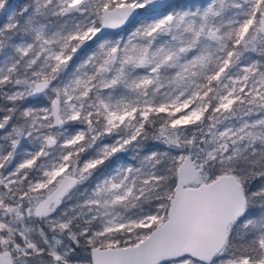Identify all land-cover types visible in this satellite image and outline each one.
I'll list each match as a JSON object with an SVG mask.
<instances>
[{"label":"snow or ice","instance_id":"1","mask_svg":"<svg viewBox=\"0 0 264 264\" xmlns=\"http://www.w3.org/2000/svg\"><path fill=\"white\" fill-rule=\"evenodd\" d=\"M0 264H264V0H0Z\"/></svg>","mask_w":264,"mask_h":264}]
</instances>
